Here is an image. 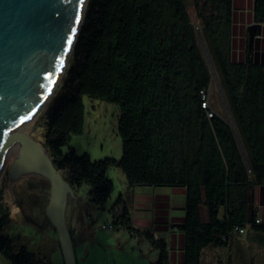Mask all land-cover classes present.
Returning <instances> with one entry per match:
<instances>
[{
  "label": "trees",
  "instance_id": "trees-1",
  "mask_svg": "<svg viewBox=\"0 0 264 264\" xmlns=\"http://www.w3.org/2000/svg\"><path fill=\"white\" fill-rule=\"evenodd\" d=\"M231 11L232 0H87L59 92L44 115L42 145L53 165L69 186L88 184L89 198L109 213L113 227L158 247L153 264H169L168 247L152 231L133 224L121 193L109 204L114 190L106 174L110 165L121 168L130 186L185 187V215L178 226L184 232V264H199L201 249L226 243L235 227L256 224L248 197L254 187H264V64L231 59ZM253 14L264 21V0H254ZM196 27L219 75L246 160L231 125L211 107L213 114L207 116L201 106L210 70ZM84 95L118 106L119 158L93 159L65 147L83 129ZM7 222L0 203V253L11 264H42L45 256L14 246L5 232Z\"/></svg>",
  "mask_w": 264,
  "mask_h": 264
},
{
  "label": "rangeland",
  "instance_id": "rangeland-1",
  "mask_svg": "<svg viewBox=\"0 0 264 264\" xmlns=\"http://www.w3.org/2000/svg\"><path fill=\"white\" fill-rule=\"evenodd\" d=\"M188 12L193 24L198 25L193 5L188 6ZM196 31L199 49L210 70L208 102L214 112L228 122L229 112L219 75L202 34L199 29ZM69 55L49 95L30 118L26 130L41 144L45 133L44 115L52 107L53 99L59 92ZM83 103V129L80 133L73 134L65 147H74L78 154L88 152L93 159L108 156L119 158L122 145L117 132L118 106L87 95H84ZM5 153L8 155V147L6 151L3 150L0 163V203L8 214L5 232L16 248L24 245L55 264H64L60 235L46 213L50 194L49 179L42 173L4 170L3 164L8 160V156L4 159ZM106 174L114 183L109 204L121 193L128 207H132L136 225L133 224L147 227L150 221L149 211L143 206H136V196L138 192H149V189L145 191V186H130L117 165H110ZM88 189L86 183L79 187L68 186L63 197L64 217L73 240L76 264H153L160 249L148 239L130 236L121 227H100L111 223V218L107 211L96 208L97 205L90 201ZM203 210L205 213L204 207ZM170 213L180 215L184 214V210L171 209ZM89 223L92 226L89 227ZM0 264H11V261L0 253Z\"/></svg>",
  "mask_w": 264,
  "mask_h": 264
},
{
  "label": "water",
  "instance_id": "water-1",
  "mask_svg": "<svg viewBox=\"0 0 264 264\" xmlns=\"http://www.w3.org/2000/svg\"><path fill=\"white\" fill-rule=\"evenodd\" d=\"M86 2L0 0V162L5 150L4 133L37 111L56 75L61 72L82 21ZM255 27L259 28V23L250 26V43ZM228 112V123L246 160L229 108ZM7 156L2 167L4 170H20L27 161L41 166V173L50 182L46 213L60 235L65 264H76L73 240L60 198V192L69 184L61 171L53 165L44 146L27 132L11 135Z\"/></svg>",
  "mask_w": 264,
  "mask_h": 264
},
{
  "label": "crops",
  "instance_id": "crops-1",
  "mask_svg": "<svg viewBox=\"0 0 264 264\" xmlns=\"http://www.w3.org/2000/svg\"><path fill=\"white\" fill-rule=\"evenodd\" d=\"M253 8L254 0H232L230 56L233 61L244 62L249 58L253 63L264 64V21L255 20ZM253 23H259V28L255 27L253 30L254 35L250 43V26ZM143 186H145L143 189L145 191L149 189V192L137 193L136 206H143L149 211L150 221L147 227L139 228L148 229L155 238L164 240L168 247L169 264H184V232L178 226L185 215V187ZM248 201V213L254 210L260 222L247 227L241 235L232 233L224 244L211 242L203 247L200 251L199 264H264V231L261 228L264 224V187L256 186L251 189ZM203 207L200 208V215L202 219H206V209L204 213ZM171 209L184 210V214H171ZM129 210L136 225L132 207ZM219 213L221 214V210ZM90 226L92 223H89Z\"/></svg>",
  "mask_w": 264,
  "mask_h": 264
},
{
  "label": "bare ground",
  "instance_id": "bare-ground-1",
  "mask_svg": "<svg viewBox=\"0 0 264 264\" xmlns=\"http://www.w3.org/2000/svg\"><path fill=\"white\" fill-rule=\"evenodd\" d=\"M84 5V4H83ZM66 61V60H65ZM65 62H63V65H62V68L64 66ZM60 74V73H59ZM58 75H56L55 77V80L52 82V84L50 85L48 91L46 92V94L44 95L43 99L41 100V104L43 103V101L47 98V96L49 95L50 93V90L52 88V86L54 85V83L56 82L57 78H58ZM40 104V105H41ZM39 105V106H40ZM34 113H31L30 115H28L27 117L23 118L19 123H17L13 128H11L9 131H7L6 133H4L3 135V146L5 147V150L6 151V147H8V141L11 137L12 134L16 133V132H26L27 130V127H28V124L30 123V118L32 117ZM17 145V144H16ZM5 156H7V154L5 153L4 154V159L6 158ZM2 161V159H1ZM1 163V162H0ZM20 172L22 171H28V172H35V173H41L42 171V168L39 164H37L36 162L34 161H27L26 162V165L21 168L20 170H18ZM64 192L65 190L63 189L61 192H60V198H61V204H63V197H64Z\"/></svg>",
  "mask_w": 264,
  "mask_h": 264
},
{
  "label": "built area",
  "instance_id": "built-area-1",
  "mask_svg": "<svg viewBox=\"0 0 264 264\" xmlns=\"http://www.w3.org/2000/svg\"><path fill=\"white\" fill-rule=\"evenodd\" d=\"M208 92H209V89L206 92H202L201 106L203 108L207 109V111H206L207 116H212L213 110L209 106V102H208V99H209L208 98L209 97L208 94L209 93ZM258 222H260V218L256 217L255 223H258ZM249 226H251V223H246L244 226L235 227V229L233 230V234L241 235V234H243L245 232L246 228L249 227ZM101 227L102 228L111 229L113 226H112L111 223H109V224H102ZM222 240H225V236L222 237ZM41 262H42V264H51V262L48 259H46V258H43Z\"/></svg>",
  "mask_w": 264,
  "mask_h": 264
}]
</instances>
